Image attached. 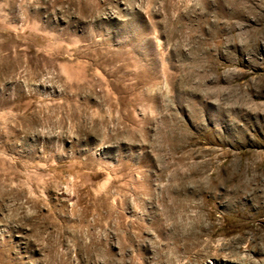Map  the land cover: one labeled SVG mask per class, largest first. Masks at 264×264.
<instances>
[{
	"label": "rangeland",
	"instance_id": "374dc122",
	"mask_svg": "<svg viewBox=\"0 0 264 264\" xmlns=\"http://www.w3.org/2000/svg\"><path fill=\"white\" fill-rule=\"evenodd\" d=\"M0 264H264V0H0Z\"/></svg>",
	"mask_w": 264,
	"mask_h": 264
}]
</instances>
